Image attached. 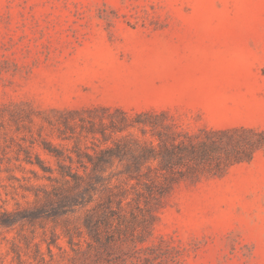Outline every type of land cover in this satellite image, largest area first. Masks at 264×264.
Listing matches in <instances>:
<instances>
[{
  "label": "rangeland",
  "instance_id": "rangeland-1",
  "mask_svg": "<svg viewBox=\"0 0 264 264\" xmlns=\"http://www.w3.org/2000/svg\"><path fill=\"white\" fill-rule=\"evenodd\" d=\"M93 107L168 111L190 132L264 129V0H0V207L25 205L30 185L48 183L24 159L56 167L41 147L60 142L56 111ZM155 214L146 242L113 246L114 264L150 257L146 248L164 264H264V152L182 183ZM54 228H0V264H18L13 244L25 264H73L63 237L67 252L53 247L49 261L42 239Z\"/></svg>",
  "mask_w": 264,
  "mask_h": 264
},
{
  "label": "trees",
  "instance_id": "trees-1",
  "mask_svg": "<svg viewBox=\"0 0 264 264\" xmlns=\"http://www.w3.org/2000/svg\"><path fill=\"white\" fill-rule=\"evenodd\" d=\"M56 113L58 118L49 124L60 142L41 141L56 167L28 151L24 159L42 172L30 170L35 180L48 183L30 185L26 190L33 200L25 205L0 207L3 229L55 224L49 238L42 239L49 261L55 259L53 247L67 252L59 244L63 237L74 253L73 264H114L113 246L120 242L137 248L146 242L153 234L155 213L179 185L221 178L264 152V129L206 127L190 132L182 130L168 111L128 112L119 107ZM58 226L62 235L56 232ZM22 240L30 247V237ZM11 249L18 264H25L20 246L13 244ZM146 250L150 257H136L133 264L167 263L163 254ZM33 258L46 262L39 244Z\"/></svg>",
  "mask_w": 264,
  "mask_h": 264
}]
</instances>
